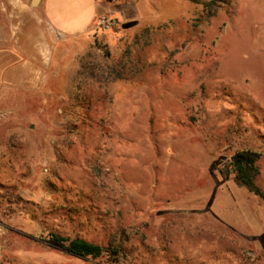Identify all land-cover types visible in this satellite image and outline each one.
<instances>
[{
  "label": "rangeland",
  "instance_id": "374dc122",
  "mask_svg": "<svg viewBox=\"0 0 264 264\" xmlns=\"http://www.w3.org/2000/svg\"><path fill=\"white\" fill-rule=\"evenodd\" d=\"M35 1L0 0V47L48 67L0 81V264H264V200L221 173L254 151L264 190V0H100V45Z\"/></svg>",
  "mask_w": 264,
  "mask_h": 264
},
{
  "label": "crops",
  "instance_id": "0c3cea01",
  "mask_svg": "<svg viewBox=\"0 0 264 264\" xmlns=\"http://www.w3.org/2000/svg\"><path fill=\"white\" fill-rule=\"evenodd\" d=\"M107 12L108 6L100 0H46L44 4L47 21L54 32L59 34L54 45H59L70 37L81 35L94 40L97 24L101 18L107 16ZM3 41L10 44L0 47L1 82L33 89L46 81L45 68L48 67L25 57L21 45L7 39Z\"/></svg>",
  "mask_w": 264,
  "mask_h": 264
},
{
  "label": "trees",
  "instance_id": "16d2710c",
  "mask_svg": "<svg viewBox=\"0 0 264 264\" xmlns=\"http://www.w3.org/2000/svg\"><path fill=\"white\" fill-rule=\"evenodd\" d=\"M219 1L221 0H211L209 3H207V6H209L211 9H214ZM99 29L107 31L103 28ZM98 37V34H96L95 42L97 45H100L101 43ZM104 37H107V34H104ZM259 159L260 154L254 151L245 150L238 152L234 154L225 164L221 170V173L226 179L232 175L234 177L235 183L239 187L246 188L250 193L264 200V190L256 183V179L260 173L258 165ZM51 237L58 244H66V250L80 258L98 259L108 252L106 248L94 243H90L84 239H69L55 234H52ZM111 254L114 256H120V252L117 249L112 250Z\"/></svg>",
  "mask_w": 264,
  "mask_h": 264
},
{
  "label": "built area",
  "instance_id": "2783aa9c",
  "mask_svg": "<svg viewBox=\"0 0 264 264\" xmlns=\"http://www.w3.org/2000/svg\"><path fill=\"white\" fill-rule=\"evenodd\" d=\"M114 25V22L108 20L106 17L99 20V28L110 30Z\"/></svg>",
  "mask_w": 264,
  "mask_h": 264
},
{
  "label": "water",
  "instance_id": "95a60500",
  "mask_svg": "<svg viewBox=\"0 0 264 264\" xmlns=\"http://www.w3.org/2000/svg\"><path fill=\"white\" fill-rule=\"evenodd\" d=\"M39 0H36L35 3H37ZM135 23H127V24H124L123 25V29H129L131 28L132 26H134Z\"/></svg>",
  "mask_w": 264,
  "mask_h": 264
}]
</instances>
